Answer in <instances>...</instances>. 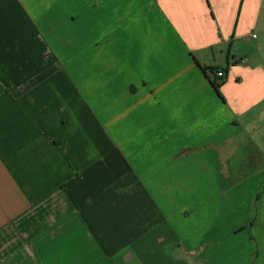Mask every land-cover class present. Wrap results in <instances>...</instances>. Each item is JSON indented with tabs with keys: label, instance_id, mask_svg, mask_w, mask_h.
Wrapping results in <instances>:
<instances>
[{
	"label": "crops",
	"instance_id": "crops-1",
	"mask_svg": "<svg viewBox=\"0 0 264 264\" xmlns=\"http://www.w3.org/2000/svg\"><path fill=\"white\" fill-rule=\"evenodd\" d=\"M262 115L264 0H0V264H264Z\"/></svg>",
	"mask_w": 264,
	"mask_h": 264
},
{
	"label": "rangeland",
	"instance_id": "rangeland-1",
	"mask_svg": "<svg viewBox=\"0 0 264 264\" xmlns=\"http://www.w3.org/2000/svg\"><path fill=\"white\" fill-rule=\"evenodd\" d=\"M256 130L258 132L255 134V137H249V142L245 143V145L240 149L238 157L235 158L234 154L225 160V168L232 169L235 168V165H237L244 170H250L254 165L256 168L260 165L264 166V115H262L258 120ZM255 147L258 148L259 151H257ZM253 151L261 155L260 160L258 158L252 160L249 157ZM229 172H231V170H229ZM227 177L229 181H235V174L227 173Z\"/></svg>",
	"mask_w": 264,
	"mask_h": 264
},
{
	"label": "trees",
	"instance_id": "trees-1",
	"mask_svg": "<svg viewBox=\"0 0 264 264\" xmlns=\"http://www.w3.org/2000/svg\"><path fill=\"white\" fill-rule=\"evenodd\" d=\"M205 69H207V68H205ZM203 70H204V68H203ZM211 70V69H210ZM223 70V72H224V75L223 76H221V77H215V79L212 81V85H213V87L215 88V90H216V92L219 94V87H220V85L223 83V81H224V78H225V70L224 69H222ZM215 71H217V69L215 70ZM220 95V94H219Z\"/></svg>",
	"mask_w": 264,
	"mask_h": 264
},
{
	"label": "built area",
	"instance_id": "built-area-1",
	"mask_svg": "<svg viewBox=\"0 0 264 264\" xmlns=\"http://www.w3.org/2000/svg\"><path fill=\"white\" fill-rule=\"evenodd\" d=\"M253 36H254V35H253ZM215 75H216L217 77H221V76L224 75V72H223L222 69H218L217 71H215Z\"/></svg>",
	"mask_w": 264,
	"mask_h": 264
}]
</instances>
